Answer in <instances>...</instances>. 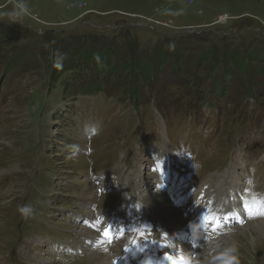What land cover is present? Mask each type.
Here are the masks:
<instances>
[{
  "label": "rangeland",
  "instance_id": "rangeland-1",
  "mask_svg": "<svg viewBox=\"0 0 264 264\" xmlns=\"http://www.w3.org/2000/svg\"><path fill=\"white\" fill-rule=\"evenodd\" d=\"M12 7L17 18L0 19V264H60L113 217L125 244L86 247L71 264L141 259L133 249L190 262L169 248L179 227L158 207L189 205L195 219L210 192L241 207L217 220L221 239L240 264H264V216L241 200L249 180L264 194V0H0ZM165 166L166 194L150 186ZM214 243L196 246L198 264Z\"/></svg>",
  "mask_w": 264,
  "mask_h": 264
},
{
  "label": "clouds",
  "instance_id": "clouds-1",
  "mask_svg": "<svg viewBox=\"0 0 264 264\" xmlns=\"http://www.w3.org/2000/svg\"><path fill=\"white\" fill-rule=\"evenodd\" d=\"M17 18V12L15 7L7 10H0V19H11L15 20ZM72 150V155H75L79 150L77 145L68 146ZM248 188H246L245 193L241 196V200L244 202V207L247 210L248 216H264V194L257 193L253 191L254 182L252 180L248 181ZM214 204V206H213ZM231 205V210L229 206ZM19 214L25 218L30 219L35 215V208L31 204H24L18 207ZM238 213V209L234 206L233 200H222L219 203L215 202L213 199L212 206H209L206 214L202 217V222L199 225L200 230H208L211 226L209 235L203 237L205 240L215 239V243L212 245L211 251L209 252V258L206 264H240L238 257V245L235 241H229L226 239H221L229 234L230 230L227 232L220 225L215 227L216 222L219 218L231 217ZM215 228V230H213ZM201 231H198L196 227L191 230V240L190 243L195 248L198 246L201 240ZM215 252V255L212 253ZM73 253V250H66L65 255H58L60 264H71L68 258ZM184 264H189L185 261Z\"/></svg>",
  "mask_w": 264,
  "mask_h": 264
},
{
  "label": "bare ground",
  "instance_id": "bare-ground-1",
  "mask_svg": "<svg viewBox=\"0 0 264 264\" xmlns=\"http://www.w3.org/2000/svg\"><path fill=\"white\" fill-rule=\"evenodd\" d=\"M165 167H167V166H165ZM164 170H166V169H164ZM163 177L166 179V181L167 182H169V180L170 179H168L167 178V174L165 173V175H163ZM179 176H178V174H177V176L175 177V178H178ZM170 183V182H169ZM208 185V184H207ZM157 186V185H156ZM159 187H161L160 185H158ZM210 187V186H209ZM145 188H149L148 186H146L145 185ZM201 189H203V187L201 188ZM209 192H210V188H208L207 189ZM158 191V190H157ZM141 192L143 193V194H146L149 198L151 197V195H153V194H151L150 192H147L146 191V189H144V190H142L141 189ZM210 194H212L211 192H210ZM208 195L207 196V198L204 200V205H206V208H199V209H196V217H195V220L196 221H200V222H202V217H203V213L201 212L202 210L203 211H205V213H206V210H204V209H208V207L209 206H212V202H213V196L212 195ZM217 195H219V193H216ZM157 196H159V197H162L163 196V194L161 193V192H158V194H156ZM155 195V196H156ZM86 197V195H84V198ZM90 197V196H89ZM216 202V201H215ZM160 203V202H159ZM159 203H158V205H159ZM189 203H191V202H189ZM195 203V202H194ZM192 204V203H191ZM192 205H194V204H192ZM197 205V204H196ZM198 206H200V205H198ZM213 206H214V204H213ZM238 210L239 209H241V207L240 206H238L237 204L236 205H234ZM186 207H190L189 205L188 206H186ZM186 207H184L183 208V211L182 212H180L178 209H177V206H176V208L175 207H170V203L169 202H164V204L162 205V206H159L158 207V209L161 211V213L167 218V219H173L174 220V222H176V226L177 227H179V230L177 231V235H178V237H177V239H180V240H178V241H175V242H170V244H169V248L170 249H172V248H175V249H177V250H179L181 253H182V255L181 256H185L186 258H185V260H187V259H189L190 260V262H189V264H198L197 263V261H198V254H197V252L194 250L195 248H193V246L191 245V243H190V240H191V230H189L188 228H186V225L188 224V221H191V220H193V218H188V217H184L183 216V212H186ZM194 207V206H193ZM202 209V210H201ZM229 210H231V205L229 206ZM195 213V212H194ZM235 216H237L238 218H240V216H239V213H237ZM163 218V217H162ZM99 224H102V223H99ZM103 225V224H102ZM123 225V224H122ZM171 225V224H170ZM172 226H174V225H172ZM107 228V225L105 224L104 225V228H103V230H100L99 231V235L97 236V238L93 241L94 242V244L96 245V251L99 253V254H102L103 253V251L102 250H106L109 246H110V244L112 243H108V242H106L103 238H102V236H101V233H102V231H104V229H106ZM172 233V232H171ZM172 235V234H171ZM206 235H208V234H205V233H203L202 231H201V236H202V238H201V240L199 241V243H198V248H201V250H204V248H203V246L205 245V244H209V241L210 240H204L203 239V237L204 236H206ZM123 234H121V233H119L118 235H116V238L114 239V240H119V239H121V238H123ZM91 237V236H90ZM172 237V236H171ZM109 237H107V239H108ZM203 240V241H202ZM202 242V243H201ZM130 248H132L131 246H130ZM208 249H210V248H208ZM126 250H124L123 252H125ZM208 251V250H207ZM209 251H211V250H209ZM106 252H108V251H106ZM122 252V251H121ZM156 251H154V250H149V249H143V250H141V251H139V249L138 250H135V249H133L132 250V255H131V257L133 256V255H139L140 257H141V259H135L134 257L133 258H125L124 256H120L118 259H117V261H119V263L118 264H133V263H137V261H138V264H164L163 263V260L162 261H160V260H158L157 258H159V256H158V254H157V252L155 253ZM192 252H196V255H195V257L193 258L192 256H190V253H192ZM130 253H131V250H130ZM127 255V254H126ZM99 256H107V254L105 253V255H99ZM130 256V255H129ZM170 257L172 256V257H174L175 258V253L173 252V251H170V255H169ZM180 256V257H181ZM146 257H149V260H146L145 258ZM172 257H171V259H172ZM125 258V259H124ZM124 259V260H123ZM171 259H169V257H168V260L170 261V264H173V260H171ZM107 260H109V259H107ZM183 260V259H182ZM110 262V261H109ZM188 262V261H187ZM94 264V263H93ZM98 264H100V263H98ZM112 264H113V261H112Z\"/></svg>",
  "mask_w": 264,
  "mask_h": 264
},
{
  "label": "trees",
  "instance_id": "trees-1",
  "mask_svg": "<svg viewBox=\"0 0 264 264\" xmlns=\"http://www.w3.org/2000/svg\"><path fill=\"white\" fill-rule=\"evenodd\" d=\"M11 29H12V27H11ZM80 37H81V36H80ZM80 39L82 40L83 38H80ZM53 41H54V40H50L49 43H51V42H53ZM62 42H64V41L62 40ZM59 43H61V41H59ZM48 46H49V45H48ZM49 47H50V46H49ZM79 48H80V51H81V46H80ZM258 48H259V47H258ZM61 52H62V51H61ZM63 52H64L65 56H67V55H66V51H63ZM87 52L91 54V51H84V49H82V52H81V54H80V57L85 59V56H86ZM52 53H53V52H52ZM101 58H102V60H104V62H108V61H109V58H108L107 56H103V55H101ZM52 60H53V58L51 59V65L53 66V61H52ZM242 60H243V59H242ZM243 61H244V60H243ZM243 61L241 62L242 64H244ZM244 62L246 63V61H244ZM72 64L74 65V67L77 65V63L74 62V61H72ZM57 66H58L59 68L62 67L61 64H59V65H57ZM126 68L129 69L128 65H126ZM68 69H71V68H68ZM137 70L140 71L139 69H137ZM51 71H52V70H51ZM142 71H143V70H142ZM112 72H114V71H112ZM143 72L146 73V72H147V69L144 70ZM243 72H245V71H243ZM140 73H141V71H140ZM245 73H247V72H245ZM245 79H247V78L245 77ZM87 86L89 87L88 84H87ZM245 86L248 87L249 84L246 83ZM260 86H264V85H260ZM254 89H255V88H252L251 90H254ZM98 90H100V89H98ZM247 90H249V88H248ZM136 93H137V89H135V90L133 91V96H136Z\"/></svg>",
  "mask_w": 264,
  "mask_h": 264
},
{
  "label": "snow or ice",
  "instance_id": "snow-or-ice-1",
  "mask_svg": "<svg viewBox=\"0 0 264 264\" xmlns=\"http://www.w3.org/2000/svg\"><path fill=\"white\" fill-rule=\"evenodd\" d=\"M219 226H220V223H219V221H217L215 227H219ZM213 230H215V228H214ZM103 235L107 238L108 235H109V230H108V229H105L104 232H103ZM109 242H110V241H109ZM166 246H167V245H165V247H166ZM169 259H171V257H169Z\"/></svg>",
  "mask_w": 264,
  "mask_h": 264
},
{
  "label": "water",
  "instance_id": "water-1",
  "mask_svg": "<svg viewBox=\"0 0 264 264\" xmlns=\"http://www.w3.org/2000/svg\"><path fill=\"white\" fill-rule=\"evenodd\" d=\"M144 23L148 24L147 22H144ZM134 25H140V23H136V24H134Z\"/></svg>",
  "mask_w": 264,
  "mask_h": 264
}]
</instances>
